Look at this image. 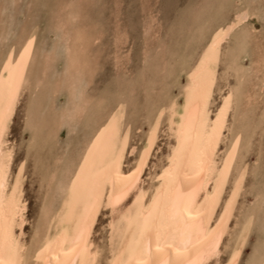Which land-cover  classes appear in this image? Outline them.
Wrapping results in <instances>:
<instances>
[{
	"label": "rangeland",
	"instance_id": "1",
	"mask_svg": "<svg viewBox=\"0 0 264 264\" xmlns=\"http://www.w3.org/2000/svg\"><path fill=\"white\" fill-rule=\"evenodd\" d=\"M245 12L244 23L221 44L208 107L214 119L230 97L237 100L216 151L219 168L210 191L230 157L232 167L209 232L232 204L233 213L220 252L210 261L227 264L243 239L236 264H264V0H0V67L6 53L15 56L23 45L32 46L28 81L7 136L14 149L11 178L19 174L27 203L16 239L33 248L45 207L58 204L86 144L105 123L116 122L120 109L126 110L129 143L124 174L134 167L157 110L163 109L140 180L148 189L156 184L174 144L167 124L170 101L181 107L188 72L212 33ZM71 50L81 51L75 53L78 60L71 61ZM10 70L3 68L4 77ZM52 171L63 175L61 183H47ZM109 209H101L91 234L97 264L110 257L108 224L114 212Z\"/></svg>",
	"mask_w": 264,
	"mask_h": 264
},
{
	"label": "bare ground",
	"instance_id": "2",
	"mask_svg": "<svg viewBox=\"0 0 264 264\" xmlns=\"http://www.w3.org/2000/svg\"><path fill=\"white\" fill-rule=\"evenodd\" d=\"M237 17H241V19L238 20ZM246 17H248L246 12L245 14L241 13L222 26L224 28H228L232 24L236 26ZM234 28L228 31L225 37L217 43L216 56L211 65H205L201 72H197L196 66L199 65L207 45L212 43L211 38L216 35V32L221 31V27L212 33L188 72L183 88L184 99L181 107L177 108L175 100L170 101L171 103L167 107L168 130L174 138V144L168 162L161 171L157 183L148 189L140 185V180L158 136L157 131H159L163 109L157 110L158 112L147 132L146 141L139 151L134 167L128 174H124L122 170L124 151L127 144L129 145L128 130L127 132L124 131L127 126L124 127L123 120L126 110L124 112L123 109H120L118 118L112 125L107 123L102 127L98 125L101 128L86 144L78 168L73 172L70 179L63 183L59 191L58 204L54 208L45 207L42 222L43 230L33 248L30 246L32 243L16 239L17 254L24 260L25 264H97L98 250L92 248L91 234L103 207H109V210L114 212L108 224L110 257L106 264H141V261H149L150 264H180V258L176 256V252L193 247L200 248L202 252H210L209 260L219 254L220 244L228 230L234 205L228 207L215 230L209 232V226L224 191L227 176L230 174L232 157L228 158L225 164L223 163L219 181L213 191H210L209 185L219 168L216 151L226 128L228 114L235 97L232 99L230 97L228 102L220 107L218 112L220 115L219 123L216 122L217 115L214 119L210 118L208 107L215 84L221 44ZM80 45L78 44V46ZM72 46L70 49L74 47ZM71 51V61L78 60L79 54L75 55V53H81V51L75 52L76 49ZM31 57L32 46L27 44L23 45L20 51L13 56L14 59L9 66L11 68L9 71L12 77L11 81H9V73L6 77L3 75L4 64L2 68L0 67V81L4 84L5 98L8 94V85H13L15 104L12 117L23 85L27 83H25L26 80L28 81ZM17 61H19L18 66ZM205 92L207 93L206 100L204 99ZM77 106L70 109L68 113L78 109L79 106L78 108ZM178 139L181 142V152L185 154L186 158L174 159ZM205 152H207L205 163L201 164V156H204ZM0 153L10 154V158L3 164L4 186L0 189V205H2L0 212L11 216L12 222L15 224L14 234L16 237V228L22 229L25 222L27 203L23 195L19 174L11 178L14 149L13 146H8L7 137L0 144ZM78 173L79 176H77ZM60 176L57 177L52 171L47 183L49 185L61 183L63 177ZM97 178L102 181L100 194L102 195L103 207L97 206L96 211L93 212L92 202L85 196V193L89 191L92 182ZM73 181L76 183L74 184ZM156 189L162 190L161 199L165 203L180 204L183 202L187 204V208L184 217H181L180 213L177 212L176 218L169 221L166 226H158L154 229L149 239L144 233L143 221L149 215L148 206L152 203L151 196L156 195ZM133 192L136 193L135 196L132 195ZM141 192L145 195L133 204ZM121 193H126V195L120 199L119 203H116L117 197ZM109 196L113 202L112 207L109 206ZM10 203L11 207L9 206ZM161 211H163V207ZM152 214L155 216V209H152ZM186 220L191 222L187 223ZM157 225H159V221H157ZM149 244H151L152 249L151 256L148 255ZM243 244V239L236 244L228 262H226L227 264L230 261L232 264L237 263ZM157 247L160 251H157ZM6 258L7 253H5ZM192 260L193 264H196L198 257L193 256Z\"/></svg>",
	"mask_w": 264,
	"mask_h": 264
},
{
	"label": "snow or ice",
	"instance_id": "3",
	"mask_svg": "<svg viewBox=\"0 0 264 264\" xmlns=\"http://www.w3.org/2000/svg\"><path fill=\"white\" fill-rule=\"evenodd\" d=\"M237 19H241V17H237ZM235 27V24L230 25L228 28L221 27V31L216 32V35L212 37V43L207 45V49L204 51L203 57L200 59L199 65H197V72H201L204 69L205 65H211L216 56V46L217 43L222 40L228 31ZM31 44V41L28 42ZM13 56L11 54H6V63L4 67L7 69L11 65L13 61ZM17 66L19 65V61L16 62ZM11 73H9V81H11ZM204 99H207V93L204 94ZM15 104V95L13 91V85H8V94L5 98L4 94V84L0 81V144L4 141V139L8 136L10 131V124L13 114V108ZM183 119V118H182ZM220 115L217 114L216 122L219 123ZM207 152L204 153V156H201V164L205 163V157ZM10 158V154L0 153V189L3 188V164L4 162ZM176 158H186L185 154L181 152V142L177 140V150L174 153V159ZM87 159V158H85ZM23 168V165H20ZM83 168V165L81 166ZM79 176V173L77 174ZM102 181L97 178L92 182V186L88 192L85 193V196L91 200L92 202V211L95 212L97 206L103 207L102 195L100 194V183ZM75 184L76 182L73 181ZM161 189H156V195L151 196L152 203L149 204V215L144 218L143 221V230L144 233L151 238L152 231L156 229L158 226L163 227L166 226L169 221L174 220L176 218V213L179 212L181 217H184V212L187 208V204L181 202L177 204L175 202L165 203L161 199ZM126 193H121L120 196L117 197L116 203H119L120 199H122ZM133 196L136 195L135 192L132 193ZM145 195L143 192L140 193V196H137L136 201H133V204L137 203L140 200V197ZM11 207V203L9 205ZM109 206H113V202L111 196H109ZM163 207V211L161 208ZM2 208V205H0ZM152 209L156 210L155 216L152 214ZM157 221H159V225H157ZM187 223H190V220H186ZM15 224L12 222V218L10 215H4L0 212V264H25L24 260L18 256V247L16 246V237L14 234ZM157 251H160L159 247H157ZM5 253H7V258L5 259ZM152 249L151 244H149L148 255L151 256ZM210 252H202L200 248H185L181 251L176 252V256L180 258V264H193L192 257H198L196 264H211L209 260ZM235 259V256H234ZM102 264V262H101ZM141 264H150L149 261H141ZM229 264H232L230 261Z\"/></svg>",
	"mask_w": 264,
	"mask_h": 264
}]
</instances>
